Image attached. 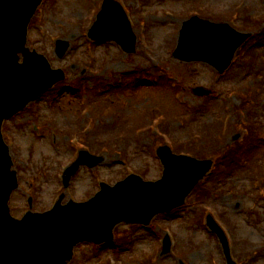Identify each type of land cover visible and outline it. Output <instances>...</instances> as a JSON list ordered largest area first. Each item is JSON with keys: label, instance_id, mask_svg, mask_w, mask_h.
Returning <instances> with one entry per match:
<instances>
[{"label": "rangeland", "instance_id": "374dc122", "mask_svg": "<svg viewBox=\"0 0 264 264\" xmlns=\"http://www.w3.org/2000/svg\"><path fill=\"white\" fill-rule=\"evenodd\" d=\"M103 1L44 0L33 18L29 46L67 76L7 125L21 186L12 213L24 216L30 195L33 210L43 212L63 192L65 202L85 201L101 182L115 185L131 173L158 180L160 145L200 159L229 150L185 206L156 216L149 227L120 224L116 242L81 244L70 264H227L206 224L209 214L227 234L238 264H264V0H118L138 37L133 54L115 42L89 40ZM193 15L252 33L224 74L173 56L182 24ZM59 39L71 43L64 58L56 54ZM200 86L212 94L198 95ZM86 123L92 125L87 137L77 135ZM119 132L129 137L115 138ZM71 136L106 160L94 169L82 166L66 191L59 175L74 160ZM167 233L173 250L163 255Z\"/></svg>", "mask_w": 264, "mask_h": 264}, {"label": "water", "instance_id": "95a60500", "mask_svg": "<svg viewBox=\"0 0 264 264\" xmlns=\"http://www.w3.org/2000/svg\"><path fill=\"white\" fill-rule=\"evenodd\" d=\"M41 2L0 0V264H68L79 243L112 241L114 228L121 222L148 225L156 215L183 206L213 164L211 160L178 155L171 147L161 146L158 155L164 173L157 181H145L133 174L115 186L102 183L101 191L87 202L62 205L63 196L49 212H30L22 220L13 218L9 200L19 184L2 135L3 122L65 78L63 70H53L44 55L27 47L28 27ZM89 35L96 41H117L127 52L136 50V36L128 15L115 0H105ZM249 36L227 23L195 16L184 23L174 56L208 62L224 72ZM69 48L68 41L59 40L57 54L64 57ZM195 91L209 94L203 87ZM104 160L103 156L82 152L69 168L66 183L81 165L95 167ZM208 224L224 244L228 264H236L224 231L212 216L208 217ZM170 250L171 240L167 237L163 253Z\"/></svg>", "mask_w": 264, "mask_h": 264}]
</instances>
